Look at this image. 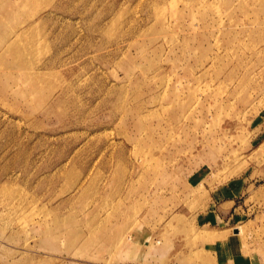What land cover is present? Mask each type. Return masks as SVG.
Masks as SVG:
<instances>
[{
  "label": "rangeland",
  "instance_id": "1",
  "mask_svg": "<svg viewBox=\"0 0 264 264\" xmlns=\"http://www.w3.org/2000/svg\"><path fill=\"white\" fill-rule=\"evenodd\" d=\"M0 264H264V0H0Z\"/></svg>",
  "mask_w": 264,
  "mask_h": 264
},
{
  "label": "crops",
  "instance_id": "2",
  "mask_svg": "<svg viewBox=\"0 0 264 264\" xmlns=\"http://www.w3.org/2000/svg\"><path fill=\"white\" fill-rule=\"evenodd\" d=\"M229 192V191H227ZM236 203V197L234 195H231V193H224L219 205H224V206H233ZM236 209V206L234 207ZM239 233H234V234H230L227 235L225 238H222V241L220 242L221 247H223V251H225V253H234L233 251H236V249H234L235 247L237 249H241L240 245L241 243H239V241L237 242V240H239ZM224 240V241H223ZM230 242V243H229ZM243 245V242H242ZM225 248V249H224Z\"/></svg>",
  "mask_w": 264,
  "mask_h": 264
}]
</instances>
